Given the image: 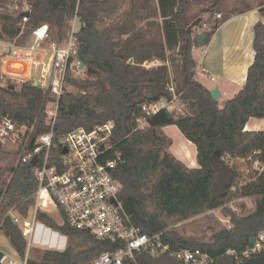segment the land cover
I'll list each match as a JSON object with an SVG mask.
<instances>
[{
  "label": "trees",
  "instance_id": "1",
  "mask_svg": "<svg viewBox=\"0 0 264 264\" xmlns=\"http://www.w3.org/2000/svg\"><path fill=\"white\" fill-rule=\"evenodd\" d=\"M225 3L226 0H0V41L25 45L42 24L56 30L61 39L67 23L77 16L83 27L80 25L76 37L80 44L87 45L84 76L68 75V82L77 92L66 91L58 99L32 82L0 85V114L9 115L18 125L31 127L34 136L50 130L46 109L57 100V136L77 127L92 129L113 121L114 148L110 156L119 157L114 172L122 183L121 198L133 223L149 234L166 231L164 239L174 247L192 246L216 256L229 247L246 249L251 239L264 230V130L246 129L251 117L264 118V1L259 4L263 20L254 26V60L242 89L220 106L212 90L196 78L193 47L198 45L199 33L194 27L209 24L205 31L201 30L206 36L204 44L208 43L227 19L222 14ZM194 4H205L199 16L190 15ZM10 5L15 12L8 10ZM26 5L30 15L23 21ZM203 13L208 15L204 17ZM218 13L221 17H217ZM154 58L161 64L144 65ZM171 82L182 112L164 108L150 116L135 113L137 106L145 102L171 101ZM144 117L145 124L140 126L139 119ZM168 125L178 126L194 143L198 167H189L171 151L172 138L163 130ZM15 153L19 155L20 150ZM215 153L235 171L227 196L233 195L239 212L224 208L232 227L216 229L208 241H200L181 235L176 225L225 204L227 196L216 200L211 196L216 178L211 157ZM52 154L56 156L54 150ZM247 170V180L239 183ZM37 188L34 166L29 163L0 166V223L22 256L27 252V240L6 215L13 208L27 215L35 204ZM247 199L254 204L249 211ZM38 218L71 240L65 250L47 249L39 261L30 259V264H90L113 247L111 242L66 222L59 224L45 211H39Z\"/></svg>",
  "mask_w": 264,
  "mask_h": 264
},
{
  "label": "built area",
  "instance_id": "2",
  "mask_svg": "<svg viewBox=\"0 0 264 264\" xmlns=\"http://www.w3.org/2000/svg\"><path fill=\"white\" fill-rule=\"evenodd\" d=\"M23 10V21H26L30 7L26 5ZM217 17H221V14L218 13ZM77 19V16L72 19L73 29L66 46L62 45L64 37L56 40L51 37L48 24L35 28L30 41L25 45L0 41V63L4 65V69L0 70V85L32 82L42 91L56 95L59 99L68 89L69 73L79 68L81 63L78 57L81 44L76 37L80 28L74 30ZM208 26L207 22L203 23V27ZM198 33L201 34V31ZM160 64L161 60L157 58L144 63L147 67ZM169 88L173 91L171 101L160 99L145 102L141 105V112L150 116L164 108L172 110L178 95L173 82L169 83ZM58 108V100L48 104L46 111L50 130L37 136L33 135L31 127L18 125L9 115L0 114L2 150L8 144L16 145V150H20L19 161L29 164L34 156L38 157L34 165V174L38 180V188L34 193L35 204L30 207L27 215L16 208L10 209L6 215L27 240V252L22 256L18 251L13 255L0 250V264H30L28 252L36 232L38 212L50 204L56 207L64 222L71 227L87 231L97 239L113 244L111 249L100 253L90 264H147L142 257L158 258L163 254H169L183 264H216L225 256L232 258L235 264H242L264 254V230L257 234L255 243H250L246 249L229 247L219 256L192 246L174 247L165 241L166 231L155 234L143 232L133 223L131 214L125 208L121 198L122 183L114 172L119 160V157L110 156L114 148L112 136L115 123L108 121L92 129L77 127L57 136L54 124ZM144 124L145 117L139 119V125ZM22 135L25 137L23 143ZM53 150L56 156H53ZM234 204L235 200H231L203 215L219 209L226 218L225 227L231 228L230 217L223 209L232 207L239 212ZM2 232L5 233L0 223V234Z\"/></svg>",
  "mask_w": 264,
  "mask_h": 264
},
{
  "label": "rangeland",
  "instance_id": "3",
  "mask_svg": "<svg viewBox=\"0 0 264 264\" xmlns=\"http://www.w3.org/2000/svg\"><path fill=\"white\" fill-rule=\"evenodd\" d=\"M260 0H227L226 9H223L224 12H226V16H228L229 12H231V9L229 8H243L245 5H251L252 7L255 6L257 3H259ZM205 7V4H194L190 10V15H197L199 16L202 9ZM8 10L10 12H15L16 10L12 5L8 6ZM231 14V13H230ZM204 16V14H201ZM224 15V16H225ZM194 21V20H193ZM73 23L74 20H71L67 23L65 32H64V39L62 41V45L66 46L70 40L72 29H73ZM209 25V24H208ZM208 27H203V25L199 28H195V33L199 32V30H206ZM80 28V22L79 19L75 20L74 24V30H78ZM51 37L53 39H58L57 31L50 29ZM209 45L206 43L205 45H199L200 50L203 52V56L208 51ZM3 52V50L1 49ZM206 51V52H204ZM4 69V65L0 63V70ZM201 74H203L202 68H200L199 71ZM72 76L76 78H82L84 76V69L83 68H75V70L72 72ZM211 77V75H210ZM20 85V84H19ZM67 91L71 92H77V89L69 83ZM223 99L219 100V105H223ZM182 106L179 101L174 104L172 110H177L178 112H182ZM259 120V129L258 130H264V118L256 117ZM165 132L167 135H169L172 138V146L171 151L178 154V150H185L184 146L186 147V143L189 142L185 135L182 133V131L178 128L176 125H168L165 129ZM25 137L22 135L21 143H23ZM184 144V146H183ZM192 144V142H191ZM194 144V143H193ZM194 146V145H193ZM5 152V153H4ZM16 152V145L8 144L6 147H4L3 152L0 154V166H12L16 165L19 161V155ZM196 157V147L194 146V149H189L188 151V157ZM248 173V170L245 171V175H243L239 183H242L247 180L246 174ZM5 177H7V173L4 174ZM235 200L233 198V195H229L226 198L225 203L228 204L229 201ZM236 201V200H235ZM247 210H252L254 208V204L251 200L247 199L246 202ZM43 211L48 213L52 218H54L59 224H63L64 220L61 216L60 212L56 209V207L53 204H50L47 208H44ZM226 218L221 212V210L217 209L214 213L209 215H199L194 218H191L189 220H186L184 222H181L176 225L177 230L180 232L181 235L186 237H194L197 240L200 241H208L212 233L216 229H221L226 226ZM71 238L69 235H65L63 233H60L53 228L47 226L40 218L37 219V228L34 235V238L32 240V246L29 249V257L31 260L39 261L45 250L47 249H54L58 251H63L66 249L70 242ZM0 250L7 254H17V250L13 243L11 242L9 236L6 234V232H2L0 234Z\"/></svg>",
  "mask_w": 264,
  "mask_h": 264
},
{
  "label": "crops",
  "instance_id": "4",
  "mask_svg": "<svg viewBox=\"0 0 264 264\" xmlns=\"http://www.w3.org/2000/svg\"><path fill=\"white\" fill-rule=\"evenodd\" d=\"M262 1L264 0H260L253 7L245 5L243 8H229L231 12H229L226 21L216 29L207 43L209 45L208 55L203 56L199 44L193 47L196 78L211 90L219 89L220 99H223V102L234 97L246 82L248 68L255 56L254 26L258 21L263 20L259 12V4ZM226 4L227 0L224 9H226ZM203 14L204 17L208 15L207 13ZM222 14L225 15L226 12L222 11ZM200 68H202L203 74L199 72ZM166 127H163V130ZM246 129L258 130L259 120L256 117H251L247 122ZM193 145L188 142L186 147L183 144L185 150H178V154L173 153L189 167H198L197 149L196 157H188L189 149H194L195 145Z\"/></svg>",
  "mask_w": 264,
  "mask_h": 264
},
{
  "label": "water",
  "instance_id": "5",
  "mask_svg": "<svg viewBox=\"0 0 264 264\" xmlns=\"http://www.w3.org/2000/svg\"><path fill=\"white\" fill-rule=\"evenodd\" d=\"M80 25L81 27H83L82 20H80ZM197 39H198L199 45H204L206 36L204 34H198ZM86 48H87V45L85 43H81L79 52H78V57L81 62L80 68L85 67L83 58H84V53H85ZM130 62H133V60L131 59ZM212 96L216 100L220 99L221 93L219 89L217 88L213 89ZM141 109H142L141 105H138L135 110V113L139 114L141 112ZM33 142H34V139L32 140L31 145H33ZM65 151L66 149L64 150V152ZM37 160H38V157L34 156V158L31 160L29 165L34 166ZM211 162H212L214 169L216 170V178L213 181V184L211 187V196H212V199L216 200V199L224 198L225 196H227L229 189L233 186V183H234L235 171L233 167L229 164V162L225 160L218 153L213 154V156L211 157ZM250 242L251 244H254L255 237L252 238ZM142 258L147 264H183L169 254H163L162 256L158 258H150V257H145V256ZM216 264H235V263L232 258L225 256L221 258ZM242 264H264V254L259 257H253Z\"/></svg>",
  "mask_w": 264,
  "mask_h": 264
}]
</instances>
